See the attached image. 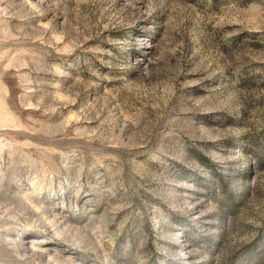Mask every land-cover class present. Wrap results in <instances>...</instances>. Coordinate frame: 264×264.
Here are the masks:
<instances>
[{
    "label": "rangeland",
    "instance_id": "obj_1",
    "mask_svg": "<svg viewBox=\"0 0 264 264\" xmlns=\"http://www.w3.org/2000/svg\"><path fill=\"white\" fill-rule=\"evenodd\" d=\"M0 264H264V0H0Z\"/></svg>",
    "mask_w": 264,
    "mask_h": 264
}]
</instances>
